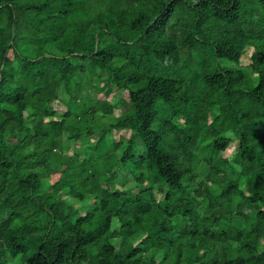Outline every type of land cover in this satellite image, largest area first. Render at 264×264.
I'll return each mask as SVG.
<instances>
[{
  "label": "trees",
  "instance_id": "obj_1",
  "mask_svg": "<svg viewBox=\"0 0 264 264\" xmlns=\"http://www.w3.org/2000/svg\"><path fill=\"white\" fill-rule=\"evenodd\" d=\"M0 264H264V0H0Z\"/></svg>",
  "mask_w": 264,
  "mask_h": 264
},
{
  "label": "rangeland",
  "instance_id": "obj_2",
  "mask_svg": "<svg viewBox=\"0 0 264 264\" xmlns=\"http://www.w3.org/2000/svg\"><path fill=\"white\" fill-rule=\"evenodd\" d=\"M251 54L252 51L246 52V54L243 55L242 58V65L246 67H250L251 64ZM10 56H12V53H10ZM59 94V100L56 102V110H57V117L55 119H61L63 115L67 112V108L65 106V101L69 98L66 90L64 87H61L58 91ZM83 98L88 101L92 100L96 103H100L103 100L109 101L114 106V114L106 116L104 119H102V122L105 125H112L116 123V120L118 117L125 114L129 107V94L126 91H117L113 90L105 85H102L100 91L96 92L94 90H91L89 93H84ZM26 118L28 119V122L31 123L32 119L30 117V112L28 111L26 113ZM52 119V118H51ZM182 123V121H180ZM132 132L130 130H122V129H114L108 134V138L112 142H119L122 138H129L131 136ZM99 138L98 134H95L94 136L81 138L80 140H70L68 139V134L65 133L64 135V153L68 156H78L81 160L84 158H87L90 152L93 150L95 143H97ZM238 144L239 140L237 138H233V142L231 143L230 147L226 152L220 153V157L222 158H228L231 161L234 160V158L237 155L238 151ZM209 171V167L206 163L202 164L200 175L202 178H205L207 176V173ZM41 177L44 179V182L47 185H52L56 181H58L60 177V170H54V171H47L40 174ZM117 183L119 185V188L123 192H131V193H139L143 187H140L136 185L133 177L126 171H123L121 173V176L117 179ZM158 199L162 198V194L158 192V189L155 190ZM61 197L64 198L67 201L72 202V204L76 208L82 207L83 214H85L88 210L93 208V205L95 203V198L93 196H90L85 202H78L75 199L71 198L68 191H63L61 193ZM10 212L6 211L4 212V219L9 217ZM116 246H118V243L115 242Z\"/></svg>",
  "mask_w": 264,
  "mask_h": 264
}]
</instances>
